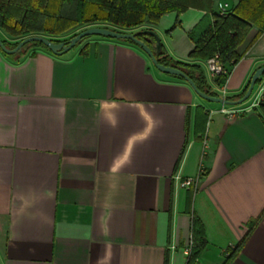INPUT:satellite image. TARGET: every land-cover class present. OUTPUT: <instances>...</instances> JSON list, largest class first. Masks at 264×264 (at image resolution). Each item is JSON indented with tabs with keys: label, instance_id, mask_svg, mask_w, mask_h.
Masks as SVG:
<instances>
[{
	"label": "crops",
	"instance_id": "obj_1",
	"mask_svg": "<svg viewBox=\"0 0 264 264\" xmlns=\"http://www.w3.org/2000/svg\"><path fill=\"white\" fill-rule=\"evenodd\" d=\"M237 4L213 0L212 11ZM170 14L168 35L158 22L126 33H156L215 97L239 95L264 66L263 35L216 84L207 61L189 59L204 12L160 20ZM0 40L17 43L1 29ZM231 109L242 112L229 119ZM201 167L196 188L181 187ZM194 216L205 246L189 261ZM231 253L228 264H264V120L252 104L206 102L119 40L18 61L0 51V264H224Z\"/></svg>",
	"mask_w": 264,
	"mask_h": 264
},
{
	"label": "trees",
	"instance_id": "obj_2",
	"mask_svg": "<svg viewBox=\"0 0 264 264\" xmlns=\"http://www.w3.org/2000/svg\"><path fill=\"white\" fill-rule=\"evenodd\" d=\"M212 5L213 0H0V29L15 38L17 43L31 36H41L59 43L63 41L53 38L82 27H101L126 33L144 24H155L166 14L175 13L179 16L188 9H196L204 12V16L188 34L194 46L189 59L209 61L216 58L228 75L229 71L226 67H234L264 35V0H238V4L230 13L222 14L213 13ZM178 26L177 21L167 34ZM253 28L257 29L256 34L244 52L239 54V48ZM145 37L151 40L150 43H154L148 34L137 38L145 40ZM89 38L91 37L84 38L81 43ZM119 41L134 44L129 40ZM3 43L10 49L17 45V43ZM34 48H44L48 51L42 44L34 42L26 44L21 53L10 57L18 61ZM157 61L161 65L172 66L183 71L201 93L217 96L206 84L198 66L173 61L165 55L162 45ZM214 80L216 84L223 85L226 77H217ZM258 83L259 80L255 85ZM248 84L249 81L239 95L226 99L237 101L242 98ZM255 110L264 120V104H260ZM257 221H251L248 228L251 229ZM191 235L193 246L189 261L193 260L205 246L204 228L196 216L191 220ZM232 256L233 253L224 264H228Z\"/></svg>",
	"mask_w": 264,
	"mask_h": 264
},
{
	"label": "water",
	"instance_id": "obj_3",
	"mask_svg": "<svg viewBox=\"0 0 264 264\" xmlns=\"http://www.w3.org/2000/svg\"><path fill=\"white\" fill-rule=\"evenodd\" d=\"M146 34L150 35L154 41V45L151 47L147 45L145 40H140L137 38L140 35ZM88 37H101L114 40H129L133 42L136 46L142 49V51L150 59L153 67L158 72L172 77L183 79L189 84V86L192 88V90L196 93L198 97L209 103L220 104L223 106L242 105L249 99L255 84L264 75V66L256 69L249 79V84L246 93L243 95L242 98L237 101H228L227 99L222 97L208 96L205 93H201L200 91H198L195 84L187 77V75L183 73V71L172 66H164L158 63L157 58L161 53V42L156 33L150 30L137 31L134 33H120L107 28L91 27L79 32L67 41L59 43H55L41 36H31L19 41L14 48L10 49L4 45L3 41L0 40V51L5 55L12 56L21 53L23 46H25L26 44L36 42L45 46L48 51L53 55L63 56L69 51H71L75 46L80 44L84 38Z\"/></svg>",
	"mask_w": 264,
	"mask_h": 264
},
{
	"label": "built area",
	"instance_id": "obj_4",
	"mask_svg": "<svg viewBox=\"0 0 264 264\" xmlns=\"http://www.w3.org/2000/svg\"><path fill=\"white\" fill-rule=\"evenodd\" d=\"M207 67H208V70L211 76L214 79H216L217 77H226L225 83L223 84V86H225L228 80L229 74L227 75V73L223 69V66L219 64L217 59L214 58V59L207 61ZM259 83H260L259 90L257 91L254 102L252 104L254 108H257L260 104H264V80H262V77L259 79ZM241 112H242L241 110L231 109L229 111H225L224 113L229 119H232L233 117L237 116ZM203 173L204 171L201 167L198 176L196 178H188V179L183 180L181 182V187L195 189L198 183L199 176L202 175ZM190 251H191V244L184 249L183 253L185 256H188L190 254Z\"/></svg>",
	"mask_w": 264,
	"mask_h": 264
},
{
	"label": "rangeland",
	"instance_id": "obj_5",
	"mask_svg": "<svg viewBox=\"0 0 264 264\" xmlns=\"http://www.w3.org/2000/svg\"><path fill=\"white\" fill-rule=\"evenodd\" d=\"M168 17H170V18H163V20L159 19V21H158V24L160 23L159 30L160 29H163V30L169 29L170 30L174 26V24L177 22L174 20V18H175L174 14H170V16H168ZM85 29H87V27H82V28L76 29L74 31L73 30L69 31L68 33L64 34L66 37L63 40L67 41L68 39L72 38L75 34H78L79 32H81ZM167 32H166V35H168ZM160 41H161V39H160ZM261 46H262V49L264 51V40L262 41ZM207 73L209 74V71H207ZM262 80H264V75L262 76ZM259 86H260V83H258L257 85L254 86L253 91H252L249 99L246 101V103L253 104L254 99H255V95H256L257 91L259 90Z\"/></svg>",
	"mask_w": 264,
	"mask_h": 264
}]
</instances>
